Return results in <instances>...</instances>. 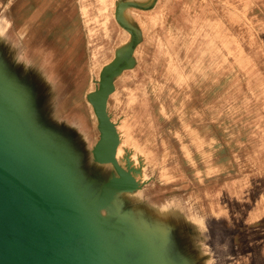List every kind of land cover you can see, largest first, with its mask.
I'll return each instance as SVG.
<instances>
[{
	"label": "rangeland",
	"instance_id": "374dc122",
	"mask_svg": "<svg viewBox=\"0 0 264 264\" xmlns=\"http://www.w3.org/2000/svg\"><path fill=\"white\" fill-rule=\"evenodd\" d=\"M80 2L83 64L71 60L68 44L51 63L61 73L54 87L63 84L65 91H53L56 112L47 115L52 125L45 130L76 142L74 171L78 184L86 183L87 200H95L108 172L102 176L92 160L100 131L85 94L95 91L99 71L117 47L120 52L132 43L128 28L137 40L110 81L115 90L106 110L118 127L116 157L124 168L128 159L138 169L132 174L142 187L128 197L117 193L100 217L117 216L112 227L123 232L121 247L140 248L139 258L152 251L157 264H192L142 207L168 204L171 221L187 225L193 249L206 253L196 264H260L259 238L248 244L242 223L248 210L264 207V0ZM2 55L0 50V72L7 68L9 74H0V83L15 93L19 60L10 54V66ZM30 58L41 66V57ZM200 224L211 226L208 234H199ZM163 239L169 262L162 258Z\"/></svg>",
	"mask_w": 264,
	"mask_h": 264
},
{
	"label": "water",
	"instance_id": "95a60500",
	"mask_svg": "<svg viewBox=\"0 0 264 264\" xmlns=\"http://www.w3.org/2000/svg\"><path fill=\"white\" fill-rule=\"evenodd\" d=\"M116 18L122 23L117 13ZM127 30L132 43L120 61L103 68L87 95L100 131L92 159L115 172L93 201L83 192L86 183L78 184L71 143L34 123L19 94L0 83V264H151L139 251L110 242L99 215L117 193L140 187L132 174L138 169L128 160L124 168L116 157L119 136L106 110L110 81L128 63L137 40Z\"/></svg>",
	"mask_w": 264,
	"mask_h": 264
},
{
	"label": "crops",
	"instance_id": "0c3cea01",
	"mask_svg": "<svg viewBox=\"0 0 264 264\" xmlns=\"http://www.w3.org/2000/svg\"><path fill=\"white\" fill-rule=\"evenodd\" d=\"M82 10L83 7L80 0H0V50L3 54L2 57L6 58L9 65V59L11 58L12 54H14L18 58L19 62L16 68V73L18 74L19 81V89L17 91V94H19L17 96L18 100L23 101L22 103L24 106L27 105L28 107H30V111L28 113L29 115H31L32 121L42 128L52 125V120H49L47 115L49 116V114H51L52 112V109L55 108L56 102H54V99L56 100L58 98L57 96L55 98L53 91L55 90V93L56 91H65L63 84L60 86V88L54 87V83H58L57 81H54L56 80L54 77L55 75L61 73L59 71L54 72L53 70H51V63H54V61H56L55 59L57 58V54L63 49H66V44H68L71 46L70 50L73 54L71 60L73 59L75 60V62L79 60L80 65L83 64L82 59L84 58L82 52L84 51V49L82 45V30L85 26V19L84 15L82 14ZM116 22L118 23L117 20ZM37 28H39V30ZM22 29H24V32H22ZM21 43H25L26 46H22ZM120 47L121 46H118L114 51L113 58L109 62L102 65L99 73L103 70V68L113 64L115 60H117L119 57H122L128 46L124 50H120L119 52ZM30 55H38L39 57H41V66L40 64H36V66H33ZM53 73L54 76H52ZM70 73L72 74L73 72ZM0 74H9L8 69L2 68ZM73 87L74 86L71 85V87L67 90L71 91L73 90ZM110 87L111 88L108 94L107 102L110 95L115 90L114 87ZM57 88L59 90H57ZM92 91L93 90H89L85 94L87 102H89L87 99V95ZM19 101L17 105L20 104ZM38 112L40 115L42 114L44 116L42 117V120L37 118ZM54 112H56L55 109ZM108 116L114 123L117 130L118 127L116 123L111 119L109 114ZM42 121L48 124H45L46 126H43L41 125ZM54 126L57 128L56 125ZM74 143L76 142H73V145L71 144L73 149L75 148ZM78 154L79 153L76 152V155ZM78 158L79 156L77 157V161H79ZM95 164L99 163L95 162ZM99 165L101 166L102 171L98 173H101L103 176V171L108 172V175L106 177L100 178L102 179V182L108 180L115 173L111 164L105 163ZM133 176L139 183L140 187L133 192H125L124 194L126 196L128 194L138 192L142 187V181H139L136 175L133 174ZM125 204H129L127 205L129 206L127 207V209L130 208L132 210L134 208L133 206H131L128 200L125 202ZM142 207L149 211L153 222L163 228H166L165 232H163L162 234L163 236L169 235V240L173 235L172 238H176V240H178V245L183 252V258L188 257L192 264H196L195 259L198 256L199 258L204 257L203 254L206 253L197 254L196 249H193L195 248L194 245L190 241V235L186 236L187 234H190L189 231L186 230L188 228L187 225H184L183 228V224L177 226L175 225L174 221H171V216L169 214L170 209L168 204L156 208L149 207L148 205H144ZM104 210L109 211V208L106 207ZM99 215H101V212L99 213ZM116 218V215L110 213L107 218L101 217L103 221L101 228L104 229L105 237H107L110 242H116L117 244H120L122 246V230L117 232V230L112 227V223L116 220ZM178 220L180 219H177L176 221ZM182 221H184L183 218L181 222ZM221 221V223H225L222 227V229H225V225H228V222L224 218ZM242 224V231H246L248 233L246 235L248 244L250 243V241L253 242L259 238V242L256 243H260V264H264L263 205H260V207H257V209L254 211L248 210L246 212V221ZM198 226L199 234L203 235L208 234L211 227L207 225L205 226V228H203L201 224ZM231 227L233 228L232 225ZM223 234H227V232H224ZM249 236H251V238ZM164 240L165 239H163V242L161 243L162 258L168 261L169 259L166 254L168 245ZM123 248L124 250H133L134 252L141 250L138 247L131 248L129 246H125ZM153 254L154 253L151 251L149 253H146L144 256L146 259H150L151 264H157L156 260H154L155 258ZM208 254L211 256L210 253ZM207 259L208 258H204V261Z\"/></svg>",
	"mask_w": 264,
	"mask_h": 264
}]
</instances>
